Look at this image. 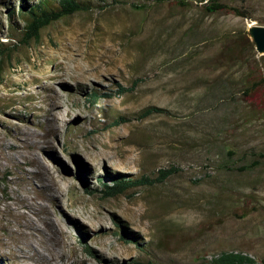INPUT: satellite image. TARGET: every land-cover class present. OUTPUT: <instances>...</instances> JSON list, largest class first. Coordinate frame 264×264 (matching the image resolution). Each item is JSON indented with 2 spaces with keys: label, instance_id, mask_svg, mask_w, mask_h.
Wrapping results in <instances>:
<instances>
[{
  "label": "rangeland",
  "instance_id": "obj_1",
  "mask_svg": "<svg viewBox=\"0 0 264 264\" xmlns=\"http://www.w3.org/2000/svg\"><path fill=\"white\" fill-rule=\"evenodd\" d=\"M38 1L0 0V264H264V86L246 92L264 77L246 29L264 0H218L248 19L207 0H77L22 43ZM116 175L142 180L105 197Z\"/></svg>",
  "mask_w": 264,
  "mask_h": 264
},
{
  "label": "trees",
  "instance_id": "obj_2",
  "mask_svg": "<svg viewBox=\"0 0 264 264\" xmlns=\"http://www.w3.org/2000/svg\"><path fill=\"white\" fill-rule=\"evenodd\" d=\"M183 7L184 3H180ZM87 5H83L79 3L77 0H40L36 4L31 7H22L21 9V17L24 23L22 28H16L14 31L20 34V41L22 43H28L30 41H37L39 39L40 33L52 25L56 21L63 19L65 17H69L77 12L86 11ZM204 9L208 13H216V12H225L230 13L238 17H242L244 19H248L246 14L239 10L236 7H232L223 3H220L218 0H207V4L204 5ZM9 19L13 18L14 12L13 10H9ZM13 25L11 23L10 29L13 31ZM18 27V26H16ZM2 42L0 43V55L9 59V51L8 48L5 47ZM264 59V55L261 56ZM264 86V77L259 79L258 81H251L248 85L246 92L248 95H253L256 92H259ZM98 95L96 93H91L89 95V99L94 102L98 99ZM264 109V101L262 102ZM156 108H148L146 109V115H151L153 113H157ZM254 164L250 163L245 166H241L238 168V171H248L253 168ZM176 172V169H170L167 171H160L161 175L159 181H163L172 173ZM142 178L140 179H126L125 176H114L111 178V184L101 183L102 192L105 197H114L125 190L137 186ZM90 193V192H89ZM246 214H243V217ZM121 228V226H119ZM136 242V241H135ZM138 244V242H136ZM208 264H256L255 261L241 253H224L219 255L218 257L211 260Z\"/></svg>",
  "mask_w": 264,
  "mask_h": 264
},
{
  "label": "water",
  "instance_id": "obj_3",
  "mask_svg": "<svg viewBox=\"0 0 264 264\" xmlns=\"http://www.w3.org/2000/svg\"><path fill=\"white\" fill-rule=\"evenodd\" d=\"M251 24H252V21H246L247 27ZM248 35L254 45L255 51L258 54L263 56L264 55V26L254 24V26L252 27V30L248 32Z\"/></svg>",
  "mask_w": 264,
  "mask_h": 264
},
{
  "label": "bare ground",
  "instance_id": "obj_4",
  "mask_svg": "<svg viewBox=\"0 0 264 264\" xmlns=\"http://www.w3.org/2000/svg\"><path fill=\"white\" fill-rule=\"evenodd\" d=\"M254 26V22H252V24L251 25H249L248 27H247V31L249 32V31H251L252 30V27ZM56 99H57V97H55ZM55 105V107L56 108H58L59 106L57 105V104H54ZM48 113H50V111H48ZM51 145H53V144H51ZM53 147H54V145H53ZM86 155V154H85ZM84 155V156H85ZM87 156V155H86ZM104 156V154L103 153H97L96 154V157H95V159L96 160H99V158H102ZM55 173V172H54ZM46 174L48 175V177H49V179L52 181H59V180H63V179H65V178H67L66 176H64V175H60V176H57V175H54L53 173H52V171H50V170H47V172H46ZM66 216V215H65ZM99 217V216H98ZM98 217L97 216H93V218H94V220L95 221H97V224L99 225V227L101 226V223L98 221ZM93 221V220H92ZM92 223V222H91ZM94 223V222H93ZM91 225H93V224H91ZM91 227H93V226H91ZM95 228V227H94ZM63 232H64V230H63ZM66 233V232H65ZM29 258V257H28ZM48 263V262H47Z\"/></svg>",
  "mask_w": 264,
  "mask_h": 264
}]
</instances>
